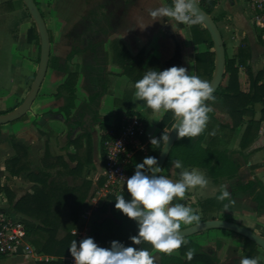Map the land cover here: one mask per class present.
<instances>
[{
  "label": "crops",
  "instance_id": "obj_1",
  "mask_svg": "<svg viewBox=\"0 0 264 264\" xmlns=\"http://www.w3.org/2000/svg\"><path fill=\"white\" fill-rule=\"evenodd\" d=\"M62 1H57L54 27L84 28L86 36L78 38L70 33L68 38L59 39V46L68 44L71 49L67 52L59 47L62 49L58 53L51 54L52 63L49 62L31 110L17 121L0 125V185L4 188L0 193V210L36 224L38 217L25 214L36 206H50L48 213L33 211L36 214L45 217L54 213L66 223L75 212L78 219L72 233L81 240L90 235L96 220L93 212L107 200L102 190L104 142L108 134L118 127L125 113L141 116L147 128L153 122L159 123L165 113L148 111L135 96L136 77L142 78L149 68L163 70L173 65L184 66L195 74V55L204 52L206 45L193 43L190 26L171 18L151 17L149 10L161 7L156 0H64V5ZM166 2L167 6L171 5V0ZM207 6L221 32L228 57L238 60L239 47L247 41L250 47L247 65L254 77L262 74L260 83H264V26L257 23L246 0H220ZM39 9L49 30L40 5ZM33 27L23 0H0V110L3 112L12 111L23 102L31 88V77L35 79L38 68L35 70L34 59L28 55L27 40ZM49 34L51 40V31ZM37 64L39 67V49ZM69 75L74 76L73 103L63 88ZM241 84L243 90H249L250 81L244 72ZM262 107L257 103L254 116L244 117L245 124L236 129L229 145L219 147L234 164L232 177L216 178L207 169L196 168L209 174L212 182L204 189L186 192L185 198L179 200L193 207L200 217L199 222L182 224L181 229L214 220L211 217L217 214V220L238 223L264 237V206L256 201L257 193L264 188V121L253 143L245 150L240 148L247 122L259 121ZM217 115L225 117L220 112ZM226 117L221 122H229ZM147 138L149 143L148 135ZM17 144L23 146L20 152L15 148ZM170 165L171 170L165 176L176 178L181 169ZM222 186H227L230 197L218 199V211L214 210L204 220L201 202L217 197ZM36 191H43L50 204L32 201L17 211L16 203L35 195ZM202 236L208 239L201 245L198 239ZM188 238L199 248V253L215 258L216 264H239L240 258L246 256L244 239L232 231L213 229ZM40 240L39 248L43 249L45 238ZM27 241L31 244L28 237ZM31 247L33 252L28 255L21 251L15 256L0 257V264H48L57 260L39 252L33 244ZM157 251L150 252L154 264L162 260ZM171 255L178 256L180 251ZM256 258L259 264H264L261 248ZM64 260L69 264L70 258Z\"/></svg>",
  "mask_w": 264,
  "mask_h": 264
},
{
  "label": "trees",
  "instance_id": "obj_2",
  "mask_svg": "<svg viewBox=\"0 0 264 264\" xmlns=\"http://www.w3.org/2000/svg\"><path fill=\"white\" fill-rule=\"evenodd\" d=\"M36 3L38 5L37 1ZM200 5L208 14L211 15V8L207 6L206 3H202ZM189 29L192 41L195 45H206V50L204 52H200L195 55V75L207 80L210 83L215 69V52L212 38L202 23L192 25ZM31 34L36 36L39 43L40 62L41 44L35 23ZM226 56L227 60L224 80L214 94L216 100L208 102L212 107V111L209 113L210 119L207 123L205 131L194 138L184 137L178 139L165 166L169 161L179 159L185 167L207 169L209 174L216 178L232 177L234 173V164L228 157L227 152L220 151L219 147L225 146L226 148L229 145L236 129L245 124L244 117H253L255 114L254 106L257 103H261L263 106L261 110V119L259 121L250 120L247 122V126L240 143V148L242 150L247 149L258 136L261 122L264 121V83H260V75L262 74L258 73L256 77H254L252 70L247 65V60L250 56V47L247 41H243L239 47L238 60L229 58L227 53ZM51 63L52 60H50V65ZM242 72L246 74L248 80L250 81V88L247 91L242 88ZM136 80H138V77H136ZM63 88L69 92L70 101L73 103L76 93L73 75L68 76L67 80L63 84ZM147 109L148 111H151L150 108L147 107ZM217 112L228 116L230 121L216 122ZM5 113H8V111L0 112V114ZM175 123V117L170 111L164 113L161 121L158 123L160 132L157 138L161 136L163 131L169 134ZM118 127L115 131L118 130ZM145 140H148V138L146 137ZM163 146L164 142L162 141L154 144H151L150 142L148 144V152L146 155H143V159L146 156H155L158 158ZM15 148L19 149L20 152L23 146L21 144H17L15 145ZM14 161L15 159L12 160L11 163ZM127 170L131 175H133L136 168L130 165ZM162 172L160 175H162ZM2 191H4V188L0 185V193ZM121 194H123L126 198H130L127 191L122 192ZM44 195L46 194L43 191H36L35 195L20 199L16 203L15 208L17 211H20L24 204L32 201L35 203L43 201L46 204H50V200ZM217 197L209 198L201 202L200 206L204 215V220H207L209 215L214 213V210L218 211L217 209L219 205L217 203ZM115 198L116 197L107 198L101 208H98L93 212L96 220L91 225L89 236L93 237L95 241L103 247H110V242L112 240L123 242L126 246L130 245L132 244V241L129 237L136 235L138 231L133 219L127 217L120 210L115 208ZM256 201L261 206H264V188H261V190L257 193ZM47 207L50 206H36L35 208H32V210H28L25 213L30 217H38L37 220L39 221V224L27 220L23 221L27 229L28 240L36 247L37 250H39V252H43L46 255L57 258L56 261L49 262L48 264H68L64 258L72 257L70 251L68 250L71 242L73 240H77V243L79 244L80 241L78 236L72 233L78 218L76 213L72 212L73 217H71L69 223H66L61 219H57L54 213H49L48 216L43 217L33 212L44 211L45 213H48L50 210ZM75 207L79 208V206ZM108 212H111L115 219L109 217L103 219L100 218L101 215ZM211 218L216 219L218 216L216 214ZM40 238H45V241L42 243L43 249L39 248L38 243H41ZM242 238L245 241L244 249L246 256L256 257L257 250L260 249V247L249 239L244 237ZM185 239H187V244L182 245L181 248L178 249V251H180V255L174 256L164 253L162 254L161 264H216L215 258L199 253V248L190 240V238ZM136 247L147 248L150 252L154 249L149 242H142L140 245H136ZM188 249H192L194 251V256L191 260H188L185 256V252Z\"/></svg>",
  "mask_w": 264,
  "mask_h": 264
},
{
  "label": "clouds",
  "instance_id": "obj_3",
  "mask_svg": "<svg viewBox=\"0 0 264 264\" xmlns=\"http://www.w3.org/2000/svg\"><path fill=\"white\" fill-rule=\"evenodd\" d=\"M149 15L171 18L188 26L203 21L195 0H171L170 6L151 9ZM134 87L135 96L154 113H172L176 120L174 130L177 139L194 138L205 131L212 111L208 102L216 100L214 88L207 80L189 73L184 66L173 65L163 70L149 68ZM161 141L166 149L170 134L163 131L159 138L150 137L151 144ZM172 164L181 169L179 179L160 175L157 157H144L141 163L136 164L134 174L125 181L130 198L123 194L116 196L115 208L138 224L137 234L129 237L132 244L126 246L123 242L112 240L110 247H103L90 236L82 238L79 244L73 240L68 250L74 264H154L150 251L136 245L149 242L155 250L171 254L187 244L180 231L181 225L199 222L200 217L192 207L179 200L185 198L186 192L206 188L208 179L198 169L184 167L179 159L173 160ZM229 197L227 186H222L217 199ZM174 200L177 202L173 203ZM185 256L191 260L194 251L188 249ZM239 264H259V260L242 256Z\"/></svg>",
  "mask_w": 264,
  "mask_h": 264
},
{
  "label": "built area",
  "instance_id": "obj_4",
  "mask_svg": "<svg viewBox=\"0 0 264 264\" xmlns=\"http://www.w3.org/2000/svg\"><path fill=\"white\" fill-rule=\"evenodd\" d=\"M202 3H217L220 0H197ZM254 12L259 25L264 26V0H246ZM147 123L135 113H125L120 120L118 130L111 131L104 142L105 183L104 198L116 197L127 191L126 179L131 176L128 166L138 153L148 152ZM32 253L31 244L27 241V229L21 219L0 210V257H11L23 253ZM69 264H74L70 258Z\"/></svg>",
  "mask_w": 264,
  "mask_h": 264
},
{
  "label": "water",
  "instance_id": "obj_5",
  "mask_svg": "<svg viewBox=\"0 0 264 264\" xmlns=\"http://www.w3.org/2000/svg\"><path fill=\"white\" fill-rule=\"evenodd\" d=\"M23 2L33 22L35 23V26L38 30V34L40 37V44H41L40 62H39V67H38L35 79L31 85L28 95L17 108L13 109L12 111L8 113L0 114V125H6L14 121H17L23 118L31 110V107L35 99L37 98V95L41 89V86L47 75V71L49 68L52 44H51L50 34H49L48 27L46 25L45 19L35 0H23ZM195 6L198 12L203 17L202 24L208 30L212 38L213 45H214L215 69H214V74L210 82V85L214 88L213 94H215V92L218 90V88L222 84L224 80V76H225V68H226V60H227L226 48H225V44H224L221 32L216 22L212 18V16L208 14L202 8V6L198 3L197 0H195ZM169 134H170V141L167 144L166 149H165V144H164L162 151L159 157L157 158L158 164L161 167L159 174H161V172L163 171V168L169 158V155L176 141L178 140L176 137V131L174 130V126ZM133 221H134L135 226L138 229L137 222L134 219ZM213 229L232 231L244 238L249 239L250 241L254 242L261 249L264 250V237L255 233L254 231L250 230L249 228L245 226H242L238 223L227 221V220H217V219L207 220V221L194 224L187 228L181 229L180 231L183 233V237L185 239L195 234H198V233H201L207 230H213Z\"/></svg>",
  "mask_w": 264,
  "mask_h": 264
},
{
  "label": "rangeland",
  "instance_id": "obj_6",
  "mask_svg": "<svg viewBox=\"0 0 264 264\" xmlns=\"http://www.w3.org/2000/svg\"><path fill=\"white\" fill-rule=\"evenodd\" d=\"M37 1H38V4L40 5L41 10H43L45 17L47 18V23L49 25V30L51 31V35H52L51 54H53V56L56 53H58L62 48L65 51H67V52L70 51V49H71V46L68 45V44H62V45L59 46V39L60 38H64V37L68 38L70 36V33H72V36L78 37V38L80 36L81 37L86 36V30L84 28L83 29L74 28V29L70 30V29H60L59 27H54L53 18H54V15H57V13H58L57 12V10H58V6H57L58 2L57 1L58 0H37ZM156 1H157L159 6H163V5L167 6L166 0H156ZM62 2H63V5H64V3H66V2H64V0ZM27 40H28V44H29L28 55H31L30 58L34 59V65H35V70H36L38 68L37 54H38V49H39V43H38V40H37L36 36L33 35V34H30L29 38H27ZM59 47H62V48L59 50ZM79 49L82 50L84 48L81 45L79 47ZM24 51H27V49H25ZM32 83H33V78L31 77L30 86L32 85ZM0 112H3V111L0 110ZM222 118L223 117H219V115H217L216 122H220L221 120H224V118H227V117L225 115V117L223 119ZM157 127H158V122L157 123L153 122L151 125H149V128L147 130V135L149 137V140H150V137H155L157 135L158 131H160V129L158 130ZM142 161H143V154L140 152L134 157L133 164L131 166L136 168V164L137 163H141ZM171 163H172L171 161L167 163V165L163 169L162 175H165L168 171L171 170V167H170ZM204 175L207 177L208 183L210 184V182H212V181L210 179L209 174H207L205 172ZM170 179L176 180V179H179V176L177 175L176 178L171 177ZM203 197L204 196H201L200 198H203ZM175 202H176V200H174V203ZM108 217L109 218H114L111 212L103 214V216L100 217V218L103 219V218H108ZM207 239L208 238H206V237L204 238V236H202V237H200L198 239V242L202 245V244L206 243ZM185 240L187 241V239H185ZM262 251L264 252L263 249H262ZM157 253L158 254L160 253L161 257H162V254H164L163 252H160V251H157ZM160 261L158 262V264L160 263ZM259 263H261V262H259Z\"/></svg>",
  "mask_w": 264,
  "mask_h": 264
}]
</instances>
